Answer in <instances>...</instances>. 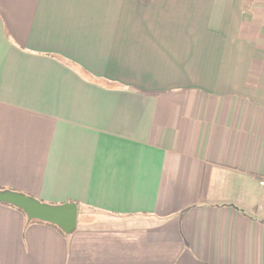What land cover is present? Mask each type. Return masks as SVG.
Wrapping results in <instances>:
<instances>
[{
    "label": "crops",
    "instance_id": "obj_1",
    "mask_svg": "<svg viewBox=\"0 0 264 264\" xmlns=\"http://www.w3.org/2000/svg\"><path fill=\"white\" fill-rule=\"evenodd\" d=\"M3 190L124 223L0 264H264V0H0Z\"/></svg>",
    "mask_w": 264,
    "mask_h": 264
},
{
    "label": "water",
    "instance_id": "obj_2",
    "mask_svg": "<svg viewBox=\"0 0 264 264\" xmlns=\"http://www.w3.org/2000/svg\"><path fill=\"white\" fill-rule=\"evenodd\" d=\"M0 203L21 210L29 221H38L56 226L66 235L73 234L76 231L79 217V208L76 203L52 205L7 190L0 191Z\"/></svg>",
    "mask_w": 264,
    "mask_h": 264
},
{
    "label": "rangeland",
    "instance_id": "obj_3",
    "mask_svg": "<svg viewBox=\"0 0 264 264\" xmlns=\"http://www.w3.org/2000/svg\"><path fill=\"white\" fill-rule=\"evenodd\" d=\"M79 231L82 233L102 234L115 232L124 223L123 219L105 215L79 207Z\"/></svg>",
    "mask_w": 264,
    "mask_h": 264
},
{
    "label": "trees",
    "instance_id": "obj_4",
    "mask_svg": "<svg viewBox=\"0 0 264 264\" xmlns=\"http://www.w3.org/2000/svg\"><path fill=\"white\" fill-rule=\"evenodd\" d=\"M21 211V210H20ZM48 225H50V224H48ZM50 226H53V225H50ZM53 227H55L56 229H58L62 234H65L64 232H62L58 227H56V226H53Z\"/></svg>",
    "mask_w": 264,
    "mask_h": 264
}]
</instances>
